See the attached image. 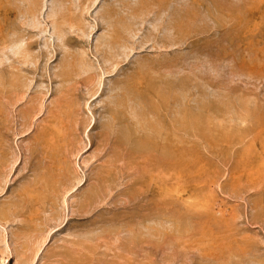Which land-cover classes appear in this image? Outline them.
<instances>
[{"label":"rangeland","instance_id":"374dc122","mask_svg":"<svg viewBox=\"0 0 264 264\" xmlns=\"http://www.w3.org/2000/svg\"><path fill=\"white\" fill-rule=\"evenodd\" d=\"M5 264H264V0H0Z\"/></svg>","mask_w":264,"mask_h":264},{"label":"bare ground","instance_id":"6f19581e","mask_svg":"<svg viewBox=\"0 0 264 264\" xmlns=\"http://www.w3.org/2000/svg\"><path fill=\"white\" fill-rule=\"evenodd\" d=\"M7 260V259H6ZM6 260L3 257V253L0 252V264H5Z\"/></svg>","mask_w":264,"mask_h":264}]
</instances>
